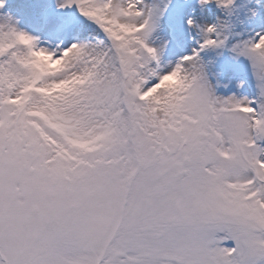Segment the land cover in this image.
Returning a JSON list of instances; mask_svg holds the SVG:
<instances>
[{"label":"snow or ice","instance_id":"1","mask_svg":"<svg viewBox=\"0 0 264 264\" xmlns=\"http://www.w3.org/2000/svg\"><path fill=\"white\" fill-rule=\"evenodd\" d=\"M0 264H264V0H0Z\"/></svg>","mask_w":264,"mask_h":264}]
</instances>
